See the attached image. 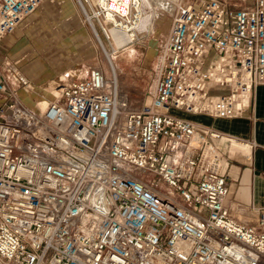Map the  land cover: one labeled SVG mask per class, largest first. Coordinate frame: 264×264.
<instances>
[{
	"label": "built area",
	"instance_id": "built-area-1",
	"mask_svg": "<svg viewBox=\"0 0 264 264\" xmlns=\"http://www.w3.org/2000/svg\"><path fill=\"white\" fill-rule=\"evenodd\" d=\"M227 1L176 5L137 106L107 56L56 82L44 108L23 98L29 77L0 60L1 264H264V204L250 223L226 202L231 157L215 140L235 139L185 114L235 117L264 83V0ZM40 2L0 0V43ZM142 2L76 3L111 45V28L147 30Z\"/></svg>",
	"mask_w": 264,
	"mask_h": 264
},
{
	"label": "crops",
	"instance_id": "crops-1",
	"mask_svg": "<svg viewBox=\"0 0 264 264\" xmlns=\"http://www.w3.org/2000/svg\"><path fill=\"white\" fill-rule=\"evenodd\" d=\"M42 2V0H41ZM25 16L12 31L6 34L0 43V58L15 64L37 86L63 81L67 78L87 77L93 66L101 64L98 47L87 25L80 16L79 9L74 0H61L59 7H53L52 0H47ZM254 0H228L229 8L247 6ZM63 5V7H62ZM55 9V10H53ZM67 28L63 39L58 40L60 47L68 48L69 64L64 69H55L48 62L49 57L59 55V51L46 50L45 44L53 39L40 37L35 41L31 52L25 45L28 32L34 30ZM63 40V41H62ZM68 41V46L63 42ZM54 41V39H53ZM63 44V46H62ZM24 47V48H23ZM4 49V50H3ZM4 51L5 55H1ZM133 50L130 52V56ZM102 65V64H101ZM59 69V70H58ZM60 69H62L60 71ZM50 77H53L48 81ZM44 89V88H43ZM40 97L48 96L54 91L53 87ZM251 106L242 114L232 118H215L202 113H185L192 120L205 125H211L222 132L231 135L235 140L244 139L255 141L251 151L249 145L233 140H215L219 150L230 155L229 176L227 177L228 193L226 202L230 204L231 211L240 220L252 223L255 218V209L264 204V83L255 87L252 93ZM240 153L250 156L244 160ZM239 157V158H238Z\"/></svg>",
	"mask_w": 264,
	"mask_h": 264
},
{
	"label": "rangeland",
	"instance_id": "rangeland-1",
	"mask_svg": "<svg viewBox=\"0 0 264 264\" xmlns=\"http://www.w3.org/2000/svg\"><path fill=\"white\" fill-rule=\"evenodd\" d=\"M45 1L47 0H42L41 4ZM185 1L187 0H176V2L173 0H150L152 6L146 9V12H148V17L145 18L147 30L136 33L133 41L123 44L120 47H115L114 44L110 45L107 39L101 34L103 42L105 43V45H107V48L112 51L111 58L121 69L119 75V85L120 88L128 93L129 100L132 106H137L143 101L148 100L149 91L152 87V83L157 73L156 69L159 61L158 56L160 48L163 44L162 40L168 30L167 28L170 23L172 15L171 13L175 10L178 3ZM52 2H54L52 4V8L59 7L61 0H52ZM66 31L67 28L30 31L27 33V43L25 46L32 52L35 46V41L39 40L40 37H46L47 39L49 37H54V41L53 39H51V41L49 40V42L45 44V46L47 47L46 50L42 51L49 52L51 49L58 50L60 52L59 55H53V57H49L48 62L50 63L51 67L53 66L54 68H59V66H61L60 68L64 69V67L70 65L69 53L67 52L69 51V47H66L68 46V41L65 40V42H63L66 48H62L57 42V39L61 40L65 35L66 38H68V32L66 33ZM93 37L95 38L94 35ZM95 44L98 47V54L99 59L101 60V64L103 66H107V59L105 58L107 54L104 53L100 45H98L97 43ZM131 50H133V54L130 56ZM1 55H5L4 51H2ZM0 60L4 61L5 59L3 57L0 58ZM62 69H60V71ZM52 78L53 77H50L48 81ZM31 82L33 85V90H30V92H23L22 94L24 100L29 105H33L38 97H40L44 93H47V90L51 92L50 89L56 83L52 81L50 84L37 86V84H35L33 80H31ZM223 90V88L216 89V91L219 92H222ZM52 97L53 93H50V95L48 94V96H43V106L45 105V103H47L48 99L50 100V98ZM143 175L147 176L148 178H154L153 175H150L149 173H144Z\"/></svg>",
	"mask_w": 264,
	"mask_h": 264
},
{
	"label": "bare ground",
	"instance_id": "bare-ground-1",
	"mask_svg": "<svg viewBox=\"0 0 264 264\" xmlns=\"http://www.w3.org/2000/svg\"><path fill=\"white\" fill-rule=\"evenodd\" d=\"M77 1L78 0H74L75 3ZM142 1L143 2H142L141 7H140L141 8V17H140V20L137 23L138 24L137 25V29L143 28V26H145V28H146L147 24H145L146 23V19L145 18L148 17V12H146V9H148L150 6H152L151 3H150V0H142ZM173 1L176 2V0H173ZM77 7H78V4H77ZM110 31H111L110 36H112V41H113L112 43L115 45V47H120V46H122L125 43H129V42L133 41L134 38H135V35H136V31L131 32V31H128V30H125V29L116 30V29L111 28ZM92 35L95 36L96 41L99 42V44L101 43L102 49L107 54L106 55L107 58L111 59L112 62L115 64V61L111 58L112 57V51H110L107 48V45H105V43L103 42V40L101 38V35L99 33H96V32H94ZM42 100L43 99L41 97H38V99H36L35 105H38L40 107L42 106V108H44L46 105L43 106L44 102Z\"/></svg>",
	"mask_w": 264,
	"mask_h": 264
},
{
	"label": "water",
	"instance_id": "water-1",
	"mask_svg": "<svg viewBox=\"0 0 264 264\" xmlns=\"http://www.w3.org/2000/svg\"><path fill=\"white\" fill-rule=\"evenodd\" d=\"M1 264V263H0Z\"/></svg>",
	"mask_w": 264,
	"mask_h": 264
}]
</instances>
